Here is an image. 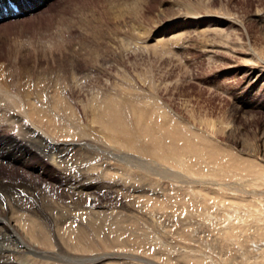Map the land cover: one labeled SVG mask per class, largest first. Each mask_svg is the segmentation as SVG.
Segmentation results:
<instances>
[{
	"label": "rangeland",
	"instance_id": "374dc122",
	"mask_svg": "<svg viewBox=\"0 0 264 264\" xmlns=\"http://www.w3.org/2000/svg\"><path fill=\"white\" fill-rule=\"evenodd\" d=\"M62 11L71 24L56 23ZM25 12L0 19V60L21 49L24 56L26 47L37 51L38 41L57 25L66 31L60 50L77 51L80 43L96 47L100 72L85 81L88 88L82 84L84 95L78 96L140 90L147 103L161 105L148 115L153 130L141 133L151 152L144 156L158 159L155 151L162 152L167 155L158 159L166 161L162 166L181 172L184 165V175L203 182H182V172L176 179H158L134 171L133 191L126 195L118 187L99 190L102 202L125 203L112 216L114 227L101 223L105 238L111 230L125 245L106 247L97 236L94 252L127 253L156 264H264V0H50ZM80 17L81 26L75 19ZM117 141L114 146L131 148Z\"/></svg>",
	"mask_w": 264,
	"mask_h": 264
},
{
	"label": "bare ground",
	"instance_id": "6f19581e",
	"mask_svg": "<svg viewBox=\"0 0 264 264\" xmlns=\"http://www.w3.org/2000/svg\"><path fill=\"white\" fill-rule=\"evenodd\" d=\"M5 1L0 0V19L11 12L9 8L4 9L7 7L3 4ZM11 1L17 3L19 10H26L27 15L50 2ZM57 18V24L63 21L70 23L64 11ZM75 19L80 26L84 25L83 17ZM53 32H47L45 39L38 41V45L34 42L38 46L37 51L31 52L26 47V57L23 53L19 54L22 49L18 48L19 52L11 51L6 55V60H0V264H118L120 257L121 264H156L137 255L113 251H101L100 254L94 251L99 249V246L95 247L98 237L106 247L125 245V240L119 239V235H110L113 233L111 230H107V238L101 231L104 220L106 226L114 227L116 219H112V216L119 215L115 211L117 208L125 210V203L115 204L120 205L116 207L113 205L114 199L104 198L102 202L97 196L99 190L113 192L118 187L121 191L125 189L122 192L126 195L134 187L129 185L132 182L130 176L136 175L134 171L144 177L157 176L158 179L167 178L168 175L176 179L182 172L184 165L181 172L171 170V167L167 169L166 164L162 166L166 161L158 159L167 158L162 152H152L158 159L144 156V153L150 152V147L141 133L153 130H150L148 115L153 108L156 113V108H161V105L152 101L147 103V100L142 99L145 95L137 94L140 90H136V94L107 90L109 93L106 95L105 92L101 95L100 91L101 97L90 92L94 94L93 97L87 95V98H80L78 94L83 91L82 84L100 72L102 54L93 50L96 47L83 48L80 42L77 51L74 48L69 52L60 50V46L66 44V31L57 25ZM49 36L52 37L50 41ZM161 40L156 39L157 43ZM53 44L58 45V48L52 50ZM27 57L31 58L30 65L24 64ZM39 59L44 60L43 66L38 65ZM6 61L8 63L4 64ZM61 70L63 74H60ZM72 90L77 91L74 92L77 99L73 102L74 96L69 95ZM125 135L128 139L121 138ZM117 139L131 148L114 146ZM171 153L174 152L171 150ZM177 160L174 156L173 162L177 163ZM5 167L11 168L6 171ZM48 168L57 173L59 183L62 182L60 186L55 187L53 182L58 180L47 173ZM184 172L180 181L202 185V180H196L195 176L189 174L188 177ZM117 175L119 177L115 179ZM191 175L194 174L191 172ZM206 192L209 194L210 191ZM88 199L90 202L86 204ZM239 226H232L229 232Z\"/></svg>",
	"mask_w": 264,
	"mask_h": 264
}]
</instances>
